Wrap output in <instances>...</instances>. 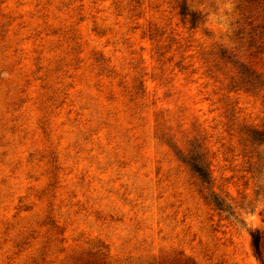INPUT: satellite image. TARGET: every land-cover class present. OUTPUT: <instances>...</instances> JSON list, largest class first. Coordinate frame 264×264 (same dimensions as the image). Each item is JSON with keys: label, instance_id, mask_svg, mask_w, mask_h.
<instances>
[{"label": "rangeland", "instance_id": "rangeland-1", "mask_svg": "<svg viewBox=\"0 0 264 264\" xmlns=\"http://www.w3.org/2000/svg\"><path fill=\"white\" fill-rule=\"evenodd\" d=\"M240 71L264 80V0H0V264H260Z\"/></svg>", "mask_w": 264, "mask_h": 264}, {"label": "trees", "instance_id": "trees-1", "mask_svg": "<svg viewBox=\"0 0 264 264\" xmlns=\"http://www.w3.org/2000/svg\"><path fill=\"white\" fill-rule=\"evenodd\" d=\"M182 20L189 24L190 28L197 27L202 23L203 18L194 11H189L183 4L180 9ZM247 71H240V79L234 83L233 88L236 90L254 91L264 87V80L256 77L251 79ZM245 146L252 147L251 155L249 158L248 172L252 174V178L256 179L259 183L256 185L255 194L264 197V128H248L245 130ZM262 147L263 149H259ZM183 161L190 167L193 174L196 176L201 187L208 191L204 196L206 203L216 214L222 219H232L238 224L245 225L240 214L236 211L234 205L228 201L225 196L216 193L213 186V178L209 169V161L206 153L201 151L199 147L193 146L189 149ZM251 248L253 255L260 264H264V247L263 237L258 229H248Z\"/></svg>", "mask_w": 264, "mask_h": 264}]
</instances>
